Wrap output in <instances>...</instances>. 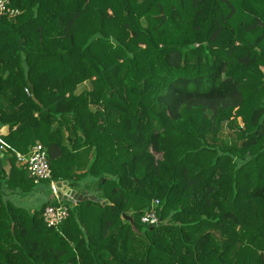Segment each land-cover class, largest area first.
Segmentation results:
<instances>
[{"label":"trees","instance_id":"trees-1","mask_svg":"<svg viewBox=\"0 0 264 264\" xmlns=\"http://www.w3.org/2000/svg\"><path fill=\"white\" fill-rule=\"evenodd\" d=\"M10 7L0 189L36 190L17 154L41 144L53 181L99 194L58 227L43 220L51 201L29 216L0 194V264H264V0Z\"/></svg>","mask_w":264,"mask_h":264},{"label":"built area","instance_id":"built-area-1","mask_svg":"<svg viewBox=\"0 0 264 264\" xmlns=\"http://www.w3.org/2000/svg\"><path fill=\"white\" fill-rule=\"evenodd\" d=\"M22 13L21 10L11 8L10 0H0V18L16 20ZM18 161L25 164L28 176L36 183L41 184L44 181H50L52 193L51 204L48 205L42 216L48 227H58L62 225L70 216V210L78 205L80 200L92 199L98 197L96 190L82 189L84 194L75 192L67 188L65 182L52 180L53 172L49 163L47 150L41 145L33 146L27 155L17 154ZM159 201L155 200L151 208L145 212L141 221L146 225H157L160 223V217L157 215L156 208Z\"/></svg>","mask_w":264,"mask_h":264},{"label":"crops","instance_id":"crops-1","mask_svg":"<svg viewBox=\"0 0 264 264\" xmlns=\"http://www.w3.org/2000/svg\"><path fill=\"white\" fill-rule=\"evenodd\" d=\"M3 129H2L3 133L5 134L8 133L9 128L7 126L4 127ZM4 166L5 165H3V168L5 169ZM8 172L9 171H6L7 174ZM42 185H45V184H42ZM42 185H38L36 190L30 193L26 197L20 196L17 192H11L7 190L6 187H3L2 189H0V194L2 195V198L5 202H11L16 207L26 211L29 216H34L36 214V211L44 203L49 202L52 199L51 192L47 193L46 190L42 187ZM49 190L51 191V189ZM11 217L13 216L11 215ZM22 225L24 227H27V229L30 228L31 237H35V235H37L40 232V228H38V226H36L37 224L35 223H30L28 221H25Z\"/></svg>","mask_w":264,"mask_h":264},{"label":"rangeland","instance_id":"rangeland-1","mask_svg":"<svg viewBox=\"0 0 264 264\" xmlns=\"http://www.w3.org/2000/svg\"><path fill=\"white\" fill-rule=\"evenodd\" d=\"M14 22H16V21H14ZM91 88V84H90V82H87V83H84V84H82L80 87H79V90H78V92H80V91H82V90H85V89H90ZM4 130V129H3ZM226 133L228 134V135H231L228 131H226ZM226 138H228L227 136H225ZM3 158V157H2ZM18 164L19 165H21V163L20 162H18ZM3 165H5L4 167H5V169H6V171H9L10 172V164L8 163V161L6 160L5 162H4V164ZM8 172V173H9ZM45 183V181L44 182H42L40 185H42V184H44ZM42 187L46 190V192L47 193H49V192H51L50 190H49V186H47V185H42ZM52 194V193H51ZM42 200H43V198H42ZM133 212H130V213H128V214H132ZM215 235L217 236V238L220 240V241H223V239H222V237L220 236V233L219 232H215Z\"/></svg>","mask_w":264,"mask_h":264},{"label":"water","instance_id":"water-1","mask_svg":"<svg viewBox=\"0 0 264 264\" xmlns=\"http://www.w3.org/2000/svg\"><path fill=\"white\" fill-rule=\"evenodd\" d=\"M34 99L36 100L35 97H34ZM2 157H3V155H1V157H0V168H2ZM122 217L124 220L128 221L133 226V228H135V219L132 217V215L123 214Z\"/></svg>","mask_w":264,"mask_h":264}]
</instances>
